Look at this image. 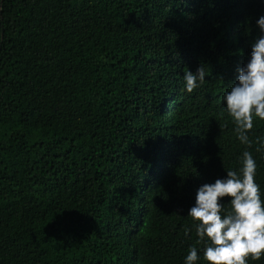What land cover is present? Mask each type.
Returning <instances> with one entry per match:
<instances>
[{
    "label": "trees",
    "instance_id": "obj_1",
    "mask_svg": "<svg viewBox=\"0 0 264 264\" xmlns=\"http://www.w3.org/2000/svg\"><path fill=\"white\" fill-rule=\"evenodd\" d=\"M261 16L264 0H0V264H185L191 246L208 264L198 188L249 151L264 200V120L246 145L224 102Z\"/></svg>",
    "mask_w": 264,
    "mask_h": 264
},
{
    "label": "clouds",
    "instance_id": "obj_2",
    "mask_svg": "<svg viewBox=\"0 0 264 264\" xmlns=\"http://www.w3.org/2000/svg\"><path fill=\"white\" fill-rule=\"evenodd\" d=\"M264 32V16L257 20ZM238 82L224 95L226 110L235 124L238 139L251 144L248 133L254 128V117L264 120V35L252 44L251 58L237 69ZM185 87L191 93L198 81L205 80L203 66L185 72ZM242 167L227 170L226 177L214 183H205L196 192L195 204L188 216L197 221V243L207 241L204 259L208 264H248V259L264 257V200L256 182L257 163L251 152L244 151ZM225 198L231 208L225 212ZM186 234L188 229L185 230ZM199 259L196 246H191L185 264H196Z\"/></svg>",
    "mask_w": 264,
    "mask_h": 264
}]
</instances>
